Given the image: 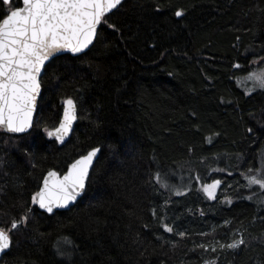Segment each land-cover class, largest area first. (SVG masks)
<instances>
[{"label":"trees","instance_id":"obj_1","mask_svg":"<svg viewBox=\"0 0 264 264\" xmlns=\"http://www.w3.org/2000/svg\"><path fill=\"white\" fill-rule=\"evenodd\" d=\"M110 16L117 30L103 24L87 52L46 65L30 133L0 132V228L32 209L0 264H62L55 246L64 238L75 245L73 264H264V205L255 202L264 193L249 201L240 187L241 173L261 166L264 91L248 94L238 82L264 68L253 63L264 46V0H124ZM69 97L78 119L59 146L44 128L58 125ZM94 148L83 197L40 212L31 196L45 174H62ZM173 175L184 179L183 195L172 191ZM197 178L222 181L216 200ZM241 236L238 250L196 247Z\"/></svg>","mask_w":264,"mask_h":264},{"label":"snow or ice","instance_id":"obj_2","mask_svg":"<svg viewBox=\"0 0 264 264\" xmlns=\"http://www.w3.org/2000/svg\"><path fill=\"white\" fill-rule=\"evenodd\" d=\"M122 5L123 0H20V3L0 0V8L4 9L0 13V132L23 134L34 128V115L38 112V98L41 96L42 72L46 64L62 53H71L73 56L85 53L90 46H94L103 24L117 30V26L110 22V14ZM156 10L160 11L159 8ZM175 16L179 22L184 12L177 10ZM253 63H264V46L259 60ZM234 67L239 69L241 65L236 64ZM246 78L252 82V91H264V69H250ZM62 103L63 115L59 125L52 129L44 128L47 137L54 138L60 144L65 142L73 123L78 119L77 100L69 97ZM208 142H212L210 137ZM98 152L100 149L94 148L77 159L63 176L56 171H48L43 178V186L31 196V203L49 214L54 209H66L75 203L85 191ZM228 174L232 175L231 172ZM241 176L245 183L240 187L251 193L243 199L253 201V197L264 193V153L261 154V166L249 167ZM154 179L166 190L170 187L163 173L157 172ZM197 181L200 182L199 178ZM221 183V180L216 179L210 184H201L209 200L217 199ZM174 194L179 196L184 193L177 189ZM224 202L231 205L232 199L226 198ZM255 202L264 205V197ZM31 211L28 208L19 221L13 219L10 229L0 228V254H6L11 249V233L27 222V213ZM162 227L166 233L178 235L181 239L187 237L186 231H177L169 224H162ZM199 235L206 236L209 233ZM245 243L241 236L227 244L215 241L214 244L201 243L196 247L204 252H216L218 249L215 244H219V250L222 251L225 248L238 250ZM74 249V243L67 238L63 239V245L58 241L55 246L62 264H73ZM205 264H216V261L206 260Z\"/></svg>","mask_w":264,"mask_h":264},{"label":"water","instance_id":"obj_3","mask_svg":"<svg viewBox=\"0 0 264 264\" xmlns=\"http://www.w3.org/2000/svg\"><path fill=\"white\" fill-rule=\"evenodd\" d=\"M14 1V0H13ZM20 1V0H19ZM124 1V0H123ZM115 11V10H114ZM95 42V41H94ZM92 46H90V48H91ZM88 50H86V52H87ZM83 54V53H82ZM63 55H69V56H72V57H76V56H73L71 53H62V54H60L59 56H63ZM79 55H81V54H79ZM58 56V57H59ZM52 61V60H51ZM49 63V62H48ZM47 63V64H48ZM46 64V65H47ZM43 73H44V71L42 72V75H43ZM41 92H42V89H41ZM40 98V97H39ZM39 98H38V102H39ZM62 115H63V109H62V112H61V116H60V119L62 118ZM35 118H36V114L34 115V121H35ZM60 121V120H59ZM76 123H77V120L73 123V127H72V131H71V133L69 134V136L67 137V139L65 140V142L63 143V144H65L68 140H69V138L71 137V135H72V133H73V130H74V127H75V125H76ZM58 125H59V123H58ZM57 125V126H58ZM56 126V127H57ZM32 129H30L29 130V132H27V133H23V134H10V135H25V134H28V133H30V131H31ZM53 140H55L54 138H52ZM56 141V140H55ZM58 143V142H57ZM63 144H60V143H58V145L59 146H62ZM91 151V150H90ZM88 153V152H87ZM87 153L85 154V155H87ZM99 153L100 152H98V154H97V157L96 158H94V161H93V166H94V164H95V162L97 161V159H98V156H99ZM84 156V155H83ZM82 156H80L79 158H81ZM79 158H77V159H79ZM76 159V160H77ZM76 160H74L72 163H74ZM71 163V164H72ZM70 164V165H71ZM70 165L67 167V169L62 173V174H60L61 176H63L64 174H66V172H67V170H68V168L70 167ZM93 166H92V168H93ZM92 168L90 169V173H91V170H92ZM50 171H55V170H50ZM57 172V171H56ZM48 173V172H47ZM47 173L45 174V176L47 175ZM44 176V177H45ZM89 177H90V175H89ZM87 183H88V181H87ZM87 183H86V187H87ZM43 186V180H42V182H41V185H40V187H42ZM40 189V188H39ZM85 191H86V188H85ZM85 191L79 196V197H77V200H76V202L75 203H73V204H71V205H69V207L68 208H66V209H54V212L52 213V214H54L55 212H57V211H66V210H68V209H70L71 207H73L82 197H83V195H84V193H85ZM36 207H37V209L40 211V212H43V213H45V214H47V215H52V214H49V213H47V212H45L44 210H42V209H40L39 207H38V205H35ZM5 254H0V260H1V258L4 256Z\"/></svg>","mask_w":264,"mask_h":264},{"label":"rangeland","instance_id":"obj_4","mask_svg":"<svg viewBox=\"0 0 264 264\" xmlns=\"http://www.w3.org/2000/svg\"><path fill=\"white\" fill-rule=\"evenodd\" d=\"M260 69H264V68H260ZM260 69H252V70H256V71H259ZM248 73H249V71L244 75V76H242L241 78H239L238 79V82H239V84L240 85H242L243 87H244V89H245V92L246 93H252L253 91H252V87H253V85H252V82L251 81H249V80H247V75H248ZM173 177L176 179V181H174V183H173V187H172V191L174 190H180V191H182L183 189H182V187L179 185L180 184V182H183V178H181V176L180 175H178V176H176V175H173ZM213 181H210V182H208V184H210V183H212ZM200 183V182H199ZM201 184L202 183H200L199 184V186H200V190H201V192L203 193V191H202V187H201ZM219 190V189H218ZM218 190H217V194H218ZM173 191V192H174ZM204 194V193H203ZM205 195V194H204ZM206 197V196H205ZM226 198H229V197H226ZM208 199V198H207ZM213 201V200H212ZM234 238H230L228 241H226L225 242V244H227V243H230L232 240H233ZM239 239V238H238ZM206 260H209V259H206ZM205 260V261H206ZM211 260V259H210ZM205 261L203 262V264H205Z\"/></svg>","mask_w":264,"mask_h":264},{"label":"flooded vegetation","instance_id":"obj_5","mask_svg":"<svg viewBox=\"0 0 264 264\" xmlns=\"http://www.w3.org/2000/svg\"><path fill=\"white\" fill-rule=\"evenodd\" d=\"M62 109H63V104H62Z\"/></svg>","mask_w":264,"mask_h":264}]
</instances>
